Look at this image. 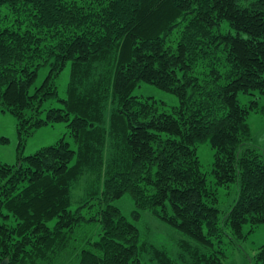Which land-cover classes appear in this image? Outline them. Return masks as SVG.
<instances>
[{
    "label": "trees",
    "instance_id": "16d2710c",
    "mask_svg": "<svg viewBox=\"0 0 264 264\" xmlns=\"http://www.w3.org/2000/svg\"><path fill=\"white\" fill-rule=\"evenodd\" d=\"M2 9L0 111L16 119L20 147L63 121L72 144L0 161V264H142L139 229L113 203L124 195L133 218L148 212L194 242L182 246L192 264H222L226 229L243 239L264 223V151L248 121L264 114V0H0ZM142 83L178 103L161 109L134 94ZM52 100L59 106L44 109ZM249 264H264V245Z\"/></svg>",
    "mask_w": 264,
    "mask_h": 264
},
{
    "label": "rangeland",
    "instance_id": "374dc122",
    "mask_svg": "<svg viewBox=\"0 0 264 264\" xmlns=\"http://www.w3.org/2000/svg\"><path fill=\"white\" fill-rule=\"evenodd\" d=\"M6 12V10H0ZM47 70L39 71L35 85H38L44 78ZM68 79V67L61 73L57 85L60 97L65 96V87ZM134 94L151 96L161 104L160 108H168L178 103L177 98L168 92L162 91L152 84L142 83L140 87L134 90ZM241 101H246V97L240 95ZM50 106H59L56 101H46L43 108ZM45 115V111L42 112ZM248 121L252 130V141L264 151V114L251 113ZM60 138H65L72 144V137L69 132L67 122H58L54 124L43 125L29 136L24 145L20 147L18 132L16 128V119L8 112L0 111V161L7 164H14L20 153L27 156L38 149L56 143ZM198 155L203 169L207 170L212 158V151L206 144L198 147ZM87 177H83L72 187L71 190V208L80 205L84 187L88 182ZM233 189V188H232ZM233 191L226 196L221 195L219 208L224 210L232 203L234 198ZM129 220L135 223L139 229L140 258L142 264H160L159 258L155 255V249H164L168 253L173 264H192L189 253L182 248L185 241L190 240L187 236L182 235L176 229L170 227L158 218L150 215L148 212H141L139 218H133L132 211L134 203L128 195H124L113 201ZM222 248L225 257L222 264H249L250 258L258 251L261 245H264V223L258 225L251 233L243 239H232L229 230H225L222 235ZM193 244L194 242L190 240Z\"/></svg>",
    "mask_w": 264,
    "mask_h": 264
},
{
    "label": "water",
    "instance_id": "95a60500",
    "mask_svg": "<svg viewBox=\"0 0 264 264\" xmlns=\"http://www.w3.org/2000/svg\"><path fill=\"white\" fill-rule=\"evenodd\" d=\"M3 264V263H2Z\"/></svg>",
    "mask_w": 264,
    "mask_h": 264
}]
</instances>
